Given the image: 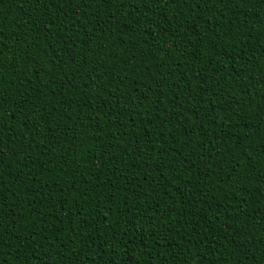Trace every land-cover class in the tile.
<instances>
[{
	"label": "trees",
	"instance_id": "trees-1",
	"mask_svg": "<svg viewBox=\"0 0 264 264\" xmlns=\"http://www.w3.org/2000/svg\"><path fill=\"white\" fill-rule=\"evenodd\" d=\"M0 264H264V5L0 0Z\"/></svg>",
	"mask_w": 264,
	"mask_h": 264
},
{
	"label": "snow or ice",
	"instance_id": "snow-or-ice-1",
	"mask_svg": "<svg viewBox=\"0 0 264 264\" xmlns=\"http://www.w3.org/2000/svg\"><path fill=\"white\" fill-rule=\"evenodd\" d=\"M109 2V6L113 5V2L118 6V5H122L125 3V0H108ZM142 2H155V3H159V0H142ZM220 3H232L235 4L237 8H239V6L241 4H246V3H260L262 5H264V0H219ZM9 101L7 99H3L0 98V105L2 104H6ZM3 153L0 152V156H2ZM261 242H264V238H262Z\"/></svg>",
	"mask_w": 264,
	"mask_h": 264
}]
</instances>
